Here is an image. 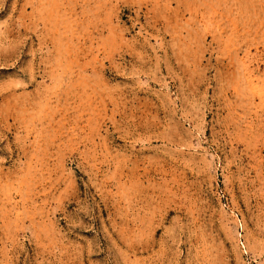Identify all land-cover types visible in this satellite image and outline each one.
Returning a JSON list of instances; mask_svg holds the SVG:
<instances>
[{"label":"rangeland","instance_id":"374dc122","mask_svg":"<svg viewBox=\"0 0 264 264\" xmlns=\"http://www.w3.org/2000/svg\"><path fill=\"white\" fill-rule=\"evenodd\" d=\"M0 264H264V0H0Z\"/></svg>","mask_w":264,"mask_h":264}]
</instances>
